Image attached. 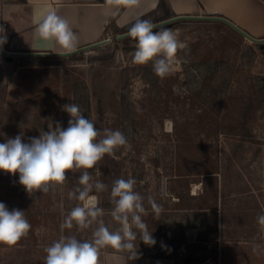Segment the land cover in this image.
Returning a JSON list of instances; mask_svg holds the SVG:
<instances>
[{
    "label": "rangeland",
    "instance_id": "1",
    "mask_svg": "<svg viewBox=\"0 0 264 264\" xmlns=\"http://www.w3.org/2000/svg\"><path fill=\"white\" fill-rule=\"evenodd\" d=\"M148 19L172 29L187 45L177 53L182 63L171 75L159 77L157 85L141 80V65L133 62L136 41L130 38L131 49L124 51L115 41L124 32L114 27L95 44L79 50L77 56H52L44 65L46 73L35 84L36 76L14 72L15 56L8 61L0 58V71L13 75L11 102L0 105V118L4 120L2 115L7 118L9 112L16 116L11 124L4 121L10 132L4 133L0 126V137H5L0 143L19 134L23 139L39 137L57 123L66 128L70 116L62 114L63 106L74 103L79 93L88 92L89 120L101 133L119 130L127 140L87 170L94 183L106 177L110 163L119 162L107 176L112 180L105 184L107 190L91 193L110 201L99 218L110 231L120 227L110 214L113 182L132 177L136 180L134 190L145 198L142 219L156 240L149 246L138 234L134 241L137 252L171 255L178 264H188L190 256L191 264H264V246L226 241L230 218L235 224L233 232L239 234L244 225L251 226L249 216H259L251 206L255 198L264 202V196H259L264 193V44H256L220 22L172 25L162 23L168 18ZM44 91L49 92L39 96ZM122 92L128 104L122 105L129 115L125 118L118 102ZM83 171L68 172L63 185L44 193L45 221L39 227L44 231V247L61 235L93 239L98 225L84 230L75 225L63 231L60 228L66 215L80 204L69 199L68 193L82 187L78 177ZM165 178L167 194L162 195ZM149 196L162 207L158 217L148 203ZM244 244L257 249L254 260L239 253ZM45 257L44 250L43 255H30L12 247L5 254L0 252V264H44Z\"/></svg>",
    "mask_w": 264,
    "mask_h": 264
},
{
    "label": "clouds",
    "instance_id": "2",
    "mask_svg": "<svg viewBox=\"0 0 264 264\" xmlns=\"http://www.w3.org/2000/svg\"><path fill=\"white\" fill-rule=\"evenodd\" d=\"M119 2L120 0H113V3ZM124 2L132 5L137 0ZM0 30L3 32L0 35L2 48L7 37L4 30ZM34 36L37 40L48 41L67 52L75 51L78 43L77 34L69 22L58 15L54 8L38 21ZM127 36L136 41L133 62L138 65L152 62L154 73L162 79L171 75L175 66L182 63L177 58V53L178 50L186 49L187 45L179 41L177 34L168 27L148 20H138L128 29ZM62 110L70 116L66 128L57 123L39 137H30L28 142H23V135L19 134L0 143V171L12 175L19 173V183L30 195L47 193L50 187L63 185L68 172L84 170L78 177V184L82 187H76L68 193L69 199H76L81 203L71 209L60 228L63 231L72 229L75 225L84 230L94 224L98 225L92 232L93 239L81 241L73 235H61L44 249V264H99L102 248L128 251L132 253L131 260L137 259L134 241L138 234L146 245L153 246L156 240L142 219V214H146L143 206L145 198L134 190L136 180L129 177L113 182L110 196L114 207L110 214L120 227L110 231L103 220L99 219L104 215V209L99 207L98 196L91 194L93 188L96 192L106 191L107 185L98 180L90 182L92 177L87 171L93 169L105 154H112L116 148L126 145V137L119 130L105 129L101 133L91 120L85 118L79 105L75 103L64 105ZM161 185V194L166 195V178L161 181ZM147 199L158 217L162 207L153 197L149 196ZM257 221L264 226V214L259 215ZM30 229L31 224L24 211L15 208L9 210L0 202V245L9 248L15 246L28 235Z\"/></svg>",
    "mask_w": 264,
    "mask_h": 264
},
{
    "label": "crops",
    "instance_id": "3",
    "mask_svg": "<svg viewBox=\"0 0 264 264\" xmlns=\"http://www.w3.org/2000/svg\"><path fill=\"white\" fill-rule=\"evenodd\" d=\"M159 1L137 0L135 4L129 5L124 0H120L119 3H113V0H0V28L4 30V35L7 37V42L2 49L10 53H49L50 55L66 53L67 51L58 46L48 41L37 40L34 36L38 21L53 8L58 15L69 22L74 33L77 34L78 43L76 49H79L101 39L105 35L104 29L109 21H113L114 27L120 29L142 15H145L144 20L148 21L151 20L148 19L150 17H152V20L162 17L163 10L158 6ZM163 1L170 11L173 12L174 16H220L252 37L264 39V0ZM2 34V30H0V35ZM2 55H0V58L8 61L9 56L3 52ZM12 89V72L3 73L0 71V105H10ZM2 110H5V107ZM5 115V113L2 115L4 120L0 118V126L3 128V132L6 131L5 119H8L9 124L12 122L10 112L7 118ZM8 132H10L9 129H7L6 133ZM1 138L4 139L5 137ZM28 141L29 137L23 139V142ZM0 142L3 141L0 140ZM259 196H264V193L259 194ZM44 197L45 194L42 192L30 195L20 185L19 173L12 175L0 171V202L4 203L9 210L15 208L24 211L26 219L31 224L28 235L13 247L19 248L30 255H43V250L46 248L43 246L42 240L44 231L42 229L39 230V227L42 228L41 225L45 221L43 212ZM255 199L251 206L257 210L259 215L264 214V202L261 203L259 198ZM247 220L251 223V226L248 228L247 225H244L240 228L241 232L236 234L233 232V225L235 224L232 222L234 221L230 218L231 225L229 222L227 229L229 230V236L226 241L232 244L235 242H244L245 244L247 242L248 244L259 243L264 246V226H261L257 221V217L253 218L252 215ZM257 228L260 229L257 230ZM77 235L79 234H73L75 237ZM79 240L83 241L80 237ZM245 244L243 247L238 248L239 253L245 255V257L247 254L251 260H254L253 254H255L257 249L248 247V244ZM0 248H3V251L0 250L1 254H5L6 249L9 247L0 245ZM261 250H264V247H261ZM249 251L254 252L246 253ZM127 254H129L130 264H178L177 260L171 255L161 256L154 253L137 252L138 258L131 260L130 256L132 253L118 252L111 248H102L100 250L99 264H127ZM228 264H231V262Z\"/></svg>",
    "mask_w": 264,
    "mask_h": 264
},
{
    "label": "trees",
    "instance_id": "4",
    "mask_svg": "<svg viewBox=\"0 0 264 264\" xmlns=\"http://www.w3.org/2000/svg\"><path fill=\"white\" fill-rule=\"evenodd\" d=\"M158 6L163 10V16L159 17V18H155L154 21H159V20L174 16L173 12L170 11L169 7L166 5V3L163 0H160L158 2ZM144 16L145 15H142L138 19L131 21L130 23L124 25L120 29H117L114 27L113 21H109V23L105 26L104 34H106L108 32V29L111 27H114V29L121 31V32L128 31V29L136 21L144 20ZM183 21L220 22V23H223V24L227 25L228 27H230V29H232L233 31L239 33L235 28H233L226 21L218 20V19L179 18V19L171 21L170 24L176 25V24L183 22ZM115 41H116L118 47H121L124 51H128L129 49H131V46L129 44L130 38L128 36H125L122 38H117ZM255 43L256 44H264V42H255ZM78 52H80V51H75V52H71V53H67V54H59L57 56L74 57V56L78 55ZM52 56H55V55L41 54V55H19V56H15L14 61H13V63H14L13 70L15 73H20L19 76H21V74H22V76H30L31 78H33L32 76H36V79L33 81L35 84V82H37L38 79L41 77L40 75H44L46 73L44 65H46V63L48 62V60ZM25 67L28 69L25 70L24 69ZM138 74H139V77L141 78V80H143L148 85H157L159 77L153 71V63L152 62H149L146 65H141L138 69ZM48 92L49 91H44V92L40 93L39 96H44ZM119 95H120V97H119ZM119 95H118V97H119L118 102H120L119 105L121 107V113L123 114V118H125L129 115H128V112L126 113V110H124V106H122V105H128V104L124 101L125 93L122 92ZM94 97H96V96H93V98ZM90 102H91V95L88 92H81L77 96L74 97V103L79 105L82 114L85 116V118H88V119H89L90 111H91ZM153 105L157 106V103H154ZM165 107H167V105H165ZM55 113L56 112H54L53 114H55ZM62 114H64L66 117H69V114L63 110H62ZM11 116H12V119H14L16 117L13 113L11 114ZM168 116H171L173 118L172 114L171 115L169 114ZM161 120H162V118H160V121ZM35 125L38 126L39 128L41 127L39 121H37V123ZM44 131H48V129H45ZM113 162L108 165V168L106 171V177H102L98 181H101L104 184L110 183L112 181L107 176L111 175V169H113L115 167V165L119 163L118 161H116V163L115 162L113 163ZM92 193H98V192H96L95 189L93 188ZM99 201H100L99 207H101L103 209L106 208L110 204L109 200H104V199L100 198ZM159 255L163 256V255H167V254L159 253ZM188 260H189L188 264H191L193 262L191 256L188 257ZM127 264H130L129 254H127Z\"/></svg>",
    "mask_w": 264,
    "mask_h": 264
},
{
    "label": "water",
    "instance_id": "5",
    "mask_svg": "<svg viewBox=\"0 0 264 264\" xmlns=\"http://www.w3.org/2000/svg\"><path fill=\"white\" fill-rule=\"evenodd\" d=\"M179 18L218 19V20H224L228 24H230L233 28H235L238 32H240L241 34L245 35L246 37H248L253 42H264V39L252 37L251 35L247 34L245 31H243L242 29H240L239 27H237L235 24L231 23L227 19H225L223 17H220V16H211V15H207V16H198V15L197 16H187L186 15L185 16V15H179V16L169 17L168 19L162 21V23L171 22V21L176 20V19H179ZM127 32L128 31H125L124 33L119 34L118 35V38L127 36ZM95 43H93V44H95ZM93 44H91V45H93ZM91 45H88V46H91ZM88 46H85V47H88ZM85 47H81L79 49H76L75 51H79V50H81L82 48H85ZM0 51L3 52V53H5L6 55H8L10 59H11V56H16V55H20V54H30V55H33V54L34 55H36V54H49V53H10V52L4 51L2 48H0ZM75 51H72V52H75ZM67 53H71V52H66V53H62V54H67Z\"/></svg>",
    "mask_w": 264,
    "mask_h": 264
}]
</instances>
